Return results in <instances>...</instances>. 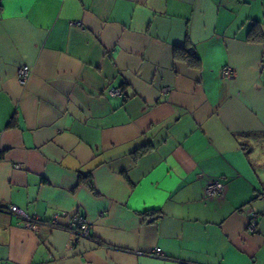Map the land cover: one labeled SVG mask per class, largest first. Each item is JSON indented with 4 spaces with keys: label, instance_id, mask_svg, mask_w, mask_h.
<instances>
[{
    "label": "crops",
    "instance_id": "obj_1",
    "mask_svg": "<svg viewBox=\"0 0 264 264\" xmlns=\"http://www.w3.org/2000/svg\"><path fill=\"white\" fill-rule=\"evenodd\" d=\"M0 203L60 215L0 264H264V0H0Z\"/></svg>",
    "mask_w": 264,
    "mask_h": 264
},
{
    "label": "built area",
    "instance_id": "obj_2",
    "mask_svg": "<svg viewBox=\"0 0 264 264\" xmlns=\"http://www.w3.org/2000/svg\"><path fill=\"white\" fill-rule=\"evenodd\" d=\"M32 73V69L28 65H22L17 70V79L19 83L25 84L26 81L29 79ZM222 75L228 78H231L234 74L229 68H224L222 70ZM109 94L112 96H120L121 90L119 88H110L108 90ZM14 167H19L18 163H14ZM223 186L221 182L217 180H210L207 181L204 185V195L205 197H213L215 195H219L222 193ZM0 210L7 211L18 218V223L20 226L30 229L36 230L42 224H49L52 227H58V220L60 215L58 213H53L47 221L42 220L36 214H28L19 207L12 205V204H3L0 203ZM257 217L256 213H253L249 222L247 224V229L249 231H254L257 224ZM70 221L67 223L66 228L68 231L74 232L77 234L78 237L81 238H89L92 224L81 214L73 213L69 218ZM152 256H159L161 257L162 254L160 253V247H156L151 253ZM7 264V263H2Z\"/></svg>",
    "mask_w": 264,
    "mask_h": 264
},
{
    "label": "trees",
    "instance_id": "obj_3",
    "mask_svg": "<svg viewBox=\"0 0 264 264\" xmlns=\"http://www.w3.org/2000/svg\"><path fill=\"white\" fill-rule=\"evenodd\" d=\"M172 56L174 60L183 61L192 68H197L199 66V59L187 42L183 46H174L172 49ZM147 150L148 147H141L135 152V154H142ZM82 179L89 185L90 188H93L92 179L89 175H83Z\"/></svg>",
    "mask_w": 264,
    "mask_h": 264
}]
</instances>
